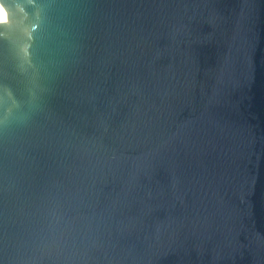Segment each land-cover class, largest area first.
Masks as SVG:
<instances>
[{
    "label": "water",
    "instance_id": "95a60500",
    "mask_svg": "<svg viewBox=\"0 0 264 264\" xmlns=\"http://www.w3.org/2000/svg\"><path fill=\"white\" fill-rule=\"evenodd\" d=\"M0 6V264H264V0Z\"/></svg>",
    "mask_w": 264,
    "mask_h": 264
},
{
    "label": "bare ground",
    "instance_id": "6f19581e",
    "mask_svg": "<svg viewBox=\"0 0 264 264\" xmlns=\"http://www.w3.org/2000/svg\"><path fill=\"white\" fill-rule=\"evenodd\" d=\"M0 12L3 14V16L5 17V18H7L8 19V17L6 16V14L4 13V11H3V9H2V7L0 6Z\"/></svg>",
    "mask_w": 264,
    "mask_h": 264
}]
</instances>
